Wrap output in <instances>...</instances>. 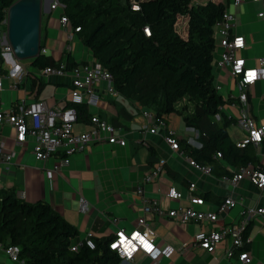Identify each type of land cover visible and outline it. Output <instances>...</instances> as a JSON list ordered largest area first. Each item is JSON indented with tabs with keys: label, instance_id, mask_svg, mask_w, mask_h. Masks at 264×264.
<instances>
[{
	"label": "crops",
	"instance_id": "crops-1",
	"mask_svg": "<svg viewBox=\"0 0 264 264\" xmlns=\"http://www.w3.org/2000/svg\"><path fill=\"white\" fill-rule=\"evenodd\" d=\"M53 1L56 0H43L47 11L41 41L43 53L57 61L67 52L75 61L90 60L92 55L77 34L72 42L66 39L68 30L59 22L61 9L49 10V5ZM223 2L226 9L236 16L235 31L246 39V47L239 54L246 59L247 66H255L259 58L264 60V20L257 17L260 5L250 0L242 5H233L232 0H223ZM4 23L6 22L3 21L2 24ZM4 34L5 32L2 33ZM213 38V85L215 88L219 87L216 91L224 99L221 116L231 120L227 131L235 142L243 136V131L236 124L239 116L238 105H232L233 99L230 98L238 94V79L231 77L227 71L216 68L215 63L222 52V48L218 45L221 34L217 26L213 27ZM68 46H70L69 50ZM33 60L30 59L28 63L31 68H34ZM23 66V64L19 68L15 65L11 66L10 74L13 80L18 79L17 73ZM24 71L26 74L30 72L35 75L33 70L24 69ZM44 82L50 84V94L40 95L35 100L44 101L49 108L64 105L69 97L68 80L52 78ZM106 88L107 83L104 82L97 89L100 95L98 105L88 112L96 113L108 122L125 129V146L94 144L73 156L68 166H59L58 156H52L47 160H36L27 148H18L10 163L0 162V188H13L18 199L29 203L39 200L48 202L78 231L74 243L81 241L88 231H91L95 238L104 239L113 237L119 229L126 231L133 229L142 213V201L137 193L140 180L157 165L159 159L165 160L163 170L157 179L144 185L143 191L147 198L156 199L163 207L188 206L187 186L191 182L197 186L195 193L205 200L203 209L213 210L227 196H232L237 202L234 207L220 216V224H237L243 206L264 207V189L255 188L247 179L241 180L234 189L223 183L220 178L231 175L236 168L218 158L216 159L229 173L223 174L220 169H212L210 165H204L210 167L209 175L196 171L188 165L185 153L181 156L178 151H172L165 143L163 136L166 129L158 127L156 133L148 131L152 122L143 116L144 107L120 94L110 96L105 92ZM248 91L247 111L256 122L264 123V79L255 81ZM16 99L31 101L27 90H24L23 96H17ZM165 123L166 128L175 133L178 143L181 139L187 142V139L195 136L193 130L185 126L182 117L178 114H172ZM82 128V125H76V129ZM188 132H191L190 135ZM1 133L5 136L6 145L11 141L8 148L10 149L13 144L10 136L12 129L4 127ZM150 147L154 149V154L150 152ZM180 150L183 151L181 147ZM170 187H175L180 192V199H168L164 196ZM251 222L247 232L252 238L247 248L252 257L250 264H264V215L255 217ZM150 225L156 234L158 246L170 244L175 249V253L170 258H160L159 264H238L235 256L230 259L224 258L229 240H222L212 253H206L203 249L194 246L192 235L203 227L198 223H177L168 217L151 215ZM4 247V244H0V264H16L5 254ZM135 262L148 264L149 259L139 255Z\"/></svg>",
	"mask_w": 264,
	"mask_h": 264
},
{
	"label": "trees",
	"instance_id": "trees-1",
	"mask_svg": "<svg viewBox=\"0 0 264 264\" xmlns=\"http://www.w3.org/2000/svg\"><path fill=\"white\" fill-rule=\"evenodd\" d=\"M14 1L0 0V27ZM58 2L64 6L61 14L67 16L71 27H79L76 34L91 58L112 75L118 94L134 100L165 122L172 114H178L186 127L198 132L200 147L185 139L179 141L188 157L220 169L223 174L229 171L214 157L217 152L222 155L219 160L233 168L258 163L252 145L238 148L229 136L231 120L223 116L215 120L224 99L213 85V27L226 9L223 0ZM134 5L139 9H132ZM144 28L149 30L148 35ZM60 62L71 68L85 61H75L69 52L57 61L42 52L32 66L40 70ZM3 63L0 47L1 77ZM17 85L34 100L46 84L28 72ZM75 107L78 121L87 122L90 114L85 105ZM149 149L154 154V149ZM251 224L246 226V232ZM77 235L75 227L48 202L29 203L18 199L13 188H0V244L18 247L21 263L16 264H120L119 257L108 248L111 236L94 237V249L82 244L72 251Z\"/></svg>",
	"mask_w": 264,
	"mask_h": 264
},
{
	"label": "built area",
	"instance_id": "built-area-1",
	"mask_svg": "<svg viewBox=\"0 0 264 264\" xmlns=\"http://www.w3.org/2000/svg\"><path fill=\"white\" fill-rule=\"evenodd\" d=\"M247 0H232L233 5H242ZM259 3L260 8L257 11V17L264 20V0H250ZM64 6L53 1L49 5V10L63 9ZM132 9H139L134 5ZM59 22L68 31L66 39L72 40L73 35L79 30V27L72 28L70 22L64 14L60 15ZM214 26L218 27L221 38L218 45L222 48L220 58L216 61L217 69L227 71L231 77L238 79L239 91L233 99L232 105H238L239 116L236 124L243 131L240 140L235 141L238 148L252 145L258 159V163H249L233 170L231 175H225L220 180L236 188L241 180L247 179L255 188L264 189V123L256 122L247 111V98L249 87L257 80L264 79V60L259 58L255 66H247L246 59L240 56V52L246 47V39L243 35L235 31L236 16L233 12L225 9L222 17ZM146 35L149 30L144 28ZM6 35H0V47L3 60L16 68L21 67L19 61L14 57L9 44L3 43ZM70 46H68V50ZM44 52V49L41 50ZM35 75L43 80L50 81L52 78L67 79L69 82L68 99L64 105L56 108H49L42 100H21L12 101L8 109L0 107V162L8 164L15 156L16 149L27 148L36 160H47L52 156L59 157V166H68L73 156L85 151L89 146L97 143L117 144L125 146L126 131L121 126L114 125L107 120L99 117L96 113L90 114L87 122L78 121V113L75 105L83 104L90 110L97 107L100 95L98 88L107 83L105 92L110 96L118 95L117 90L112 85V75L98 61L91 58L84 63L77 64L68 68L65 62L58 65L46 66L40 70H35ZM18 79L12 80L9 87L18 90V83L26 74L23 68H20ZM2 78L0 76V92L2 91ZM217 86L215 89H218ZM223 106L219 108V113L215 115V120L221 119ZM143 116L152 122L148 131L156 133L158 127L166 129L163 136L165 143L172 151H178L182 156L178 139L175 133L166 128L163 119L157 118L154 113L148 110H142ZM76 125H82V129H76ZM4 127L12 129V147H6L5 136L1 133ZM192 129V128H190ZM195 136L187 139L188 144L200 147L197 141L198 132L192 129ZM186 155V154H184ZM217 152L214 157L221 158ZM188 165L202 174L209 175L210 167L197 163L187 156ZM164 159H159L145 177L140 180L137 193L142 201V213L137 218L136 226L131 230L119 229L108 243L109 250L116 253L120 259V264H138L135 262L139 255H144L149 259L148 264H159V259H168L174 253L175 249L170 244L158 246L156 243V234L151 228V215L157 217H168L177 223H198L203 227L193 233L192 243L194 246L203 249L206 253H212L222 240H229V247L226 249L224 258L230 259L234 256L238 264H250L252 257L244 249L246 244L252 240L246 232V226L257 216L264 215V207L258 205L243 206L241 218L235 225L220 224V216L237 202L232 196L225 197L213 210L203 209L205 200L201 195L195 193L197 186L194 182L188 184L187 200L189 205L186 207L178 206L176 208H166L160 205L156 199L147 198L144 195V185L157 179L163 170ZM164 196L168 199H180L181 194L175 187H170ZM81 205L83 200L80 201ZM116 219H113L115 221ZM94 235L88 231L84 238L77 244L71 246L72 251H77L78 247L84 244L89 249L95 248ZM5 254L14 263H21L18 258V247L8 245L4 247Z\"/></svg>",
	"mask_w": 264,
	"mask_h": 264
},
{
	"label": "water",
	"instance_id": "water-1",
	"mask_svg": "<svg viewBox=\"0 0 264 264\" xmlns=\"http://www.w3.org/2000/svg\"><path fill=\"white\" fill-rule=\"evenodd\" d=\"M43 0H16L6 10L4 44L18 60L35 59L41 52L40 23Z\"/></svg>",
	"mask_w": 264,
	"mask_h": 264
},
{
	"label": "rangeland",
	"instance_id": "rangeland-1",
	"mask_svg": "<svg viewBox=\"0 0 264 264\" xmlns=\"http://www.w3.org/2000/svg\"><path fill=\"white\" fill-rule=\"evenodd\" d=\"M44 4V2H43ZM45 7V6H44ZM47 11L45 9H42V13H41V23H40V42L42 41V37H43V26L45 24V19L47 17ZM58 14V12H57ZM7 31V25L6 23L2 24V26L0 27V35L4 32ZM75 34L72 38V40H69V42H72L73 39H74ZM77 39V38H75ZM19 63L23 64V68L24 69H28L29 71L33 70V72H35V69L34 68H31L30 64V59H24V60H21L19 61ZM249 66V65H248ZM3 69H4V74H3V78H2V91L0 92V102H1V108L2 109H8L10 106H11V103L13 100L16 99V97H20V96H23L24 94V88H19L18 90L17 89H11L9 87V83H11V81L13 80L12 79V76L10 74V65L5 61L4 59V63H3ZM50 84H46L45 87H44V90L42 91L41 93V96L43 95H46L47 93L50 94ZM175 117V116H173ZM179 124H181V122H179ZM191 132H188V134L190 135ZM185 134V133H184ZM9 145H11V141L7 142V145L6 147L9 148Z\"/></svg>",
	"mask_w": 264,
	"mask_h": 264
}]
</instances>
